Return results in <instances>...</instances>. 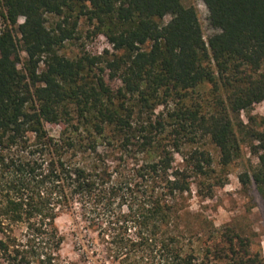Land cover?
Masks as SVG:
<instances>
[{
    "label": "trees",
    "instance_id": "16d2710c",
    "mask_svg": "<svg viewBox=\"0 0 264 264\" xmlns=\"http://www.w3.org/2000/svg\"><path fill=\"white\" fill-rule=\"evenodd\" d=\"M185 1L0 0V264H77L56 222L77 203L112 264H264L250 235L190 227L181 204L194 183L212 196L207 142L223 168L248 144L241 179L264 195V118H241L264 101V0H203L207 38ZM82 19L121 53H61Z\"/></svg>",
    "mask_w": 264,
    "mask_h": 264
},
{
    "label": "rangeland",
    "instance_id": "374dc122",
    "mask_svg": "<svg viewBox=\"0 0 264 264\" xmlns=\"http://www.w3.org/2000/svg\"><path fill=\"white\" fill-rule=\"evenodd\" d=\"M185 3L197 8L202 30L207 38L212 33V29L204 1L186 0ZM55 19L50 17L51 21ZM169 19L170 16H166L163 22H168ZM92 28L88 20L82 19L78 29L79 38L67 41L61 53L73 57L88 52L102 56L104 60H110L115 53H121L116 51L103 37L93 35ZM162 108L159 107L157 111ZM249 115L257 117L258 121L262 120L264 101L255 105L253 109L242 112L241 118L248 122ZM46 127L52 136L55 138L59 136L60 125L47 124ZM29 138L30 142L35 144L34 136L30 134ZM205 148L211 151L216 169V177L211 180L214 184L212 185V196L206 197L204 187L194 183L191 194H187V198L181 200L184 222L193 228L198 226L199 220L203 219L217 227L232 223L242 233L252 237L254 249L262 248L263 251L264 195L257 190L251 180L243 183L241 179V175L245 173L251 175L258 165V156L251 152L248 144L242 143L239 156L223 168L220 164L219 149L210 142L206 143ZM183 163L182 154H176L175 164L182 166ZM56 222L64 237L61 254L65 261L77 264H112L105 258L103 244L96 242V232L90 228V206L82 208L77 203L72 209H61ZM23 230V225L16 226V234L20 235Z\"/></svg>",
    "mask_w": 264,
    "mask_h": 264
},
{
    "label": "crops",
    "instance_id": "0c3cea01",
    "mask_svg": "<svg viewBox=\"0 0 264 264\" xmlns=\"http://www.w3.org/2000/svg\"><path fill=\"white\" fill-rule=\"evenodd\" d=\"M263 251H264V242H263Z\"/></svg>",
    "mask_w": 264,
    "mask_h": 264
}]
</instances>
